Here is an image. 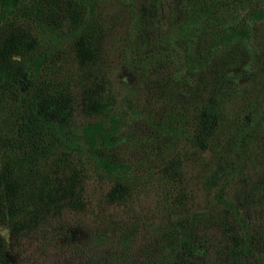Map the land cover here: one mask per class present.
Here are the masks:
<instances>
[{
    "label": "trees",
    "instance_id": "1",
    "mask_svg": "<svg viewBox=\"0 0 264 264\" xmlns=\"http://www.w3.org/2000/svg\"><path fill=\"white\" fill-rule=\"evenodd\" d=\"M0 224L62 264H264V0H0Z\"/></svg>",
    "mask_w": 264,
    "mask_h": 264
},
{
    "label": "rangeland",
    "instance_id": "2",
    "mask_svg": "<svg viewBox=\"0 0 264 264\" xmlns=\"http://www.w3.org/2000/svg\"><path fill=\"white\" fill-rule=\"evenodd\" d=\"M127 73L123 72L121 78H126ZM129 79L133 80V76L129 75ZM0 234L6 239L8 243V250L10 252V259L14 264H62V254L51 247L41 246L36 239L22 240V246L18 249L12 246V233L5 225L0 224ZM64 264V263H63Z\"/></svg>",
    "mask_w": 264,
    "mask_h": 264
},
{
    "label": "clouds",
    "instance_id": "3",
    "mask_svg": "<svg viewBox=\"0 0 264 264\" xmlns=\"http://www.w3.org/2000/svg\"><path fill=\"white\" fill-rule=\"evenodd\" d=\"M12 61L14 63H20L22 62V57L19 54H13V56L11 57Z\"/></svg>",
    "mask_w": 264,
    "mask_h": 264
}]
</instances>
